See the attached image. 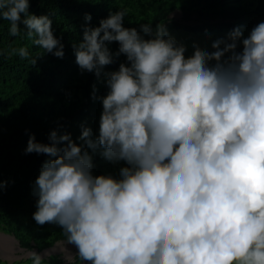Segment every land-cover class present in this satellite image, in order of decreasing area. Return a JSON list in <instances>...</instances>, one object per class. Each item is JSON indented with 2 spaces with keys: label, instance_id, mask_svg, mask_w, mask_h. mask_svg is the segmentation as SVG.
Instances as JSON below:
<instances>
[{
  "label": "clouds",
  "instance_id": "1",
  "mask_svg": "<svg viewBox=\"0 0 264 264\" xmlns=\"http://www.w3.org/2000/svg\"><path fill=\"white\" fill-rule=\"evenodd\" d=\"M29 7L0 0L9 35L22 23L34 45L63 58L52 20ZM126 16L86 23L72 45L81 73L107 88L97 96L92 86L97 132L82 124L81 143L58 129L48 143L29 135L25 153L48 157L32 186L33 219L58 225L82 264H264V14L247 36L236 26L212 51L194 42L191 55L165 23L125 27ZM121 55L126 62L104 71ZM89 149L120 164L118 176L94 174Z\"/></svg>",
  "mask_w": 264,
  "mask_h": 264
},
{
  "label": "trees",
  "instance_id": "2",
  "mask_svg": "<svg viewBox=\"0 0 264 264\" xmlns=\"http://www.w3.org/2000/svg\"><path fill=\"white\" fill-rule=\"evenodd\" d=\"M124 9L125 27L139 29L141 23H151L155 29L156 24L165 23L167 28L175 26L197 34L210 32L215 24L223 26L231 19L249 18L252 11L263 15L264 0H30V13L46 14L52 20L54 34L64 44L63 58L34 45L35 37L27 36L22 23L18 36L9 35L10 21L0 19V179L7 182L0 192V230L13 235L25 249L39 253L58 240H67L58 225H39L33 219L36 197L32 186L48 157L25 153L29 135L48 143L53 129L71 133L74 140L82 124L97 132L102 104L92 98V86L96 85L97 96L106 94L107 88L94 73H81L72 45L82 39L86 23L98 26L110 11ZM174 10H180V17L170 16ZM86 13L92 16L90 22L84 19ZM108 46L113 53L118 49L115 42ZM20 47L29 51L27 59L18 54L9 56L11 49ZM39 55L33 65L32 59ZM121 62H126L123 55L114 57L104 71L118 69ZM91 154L94 174L118 176L120 164L108 162L99 151ZM75 254L65 260L59 252H51L44 255L42 264H79ZM25 258L26 264H32L29 256Z\"/></svg>",
  "mask_w": 264,
  "mask_h": 264
},
{
  "label": "rangeland",
  "instance_id": "3",
  "mask_svg": "<svg viewBox=\"0 0 264 264\" xmlns=\"http://www.w3.org/2000/svg\"><path fill=\"white\" fill-rule=\"evenodd\" d=\"M180 17V10L173 11L170 16ZM256 16H259L257 13H250L249 18H239L238 20L231 19L230 23L220 26L215 24L212 31L193 34L191 32L185 31L182 28H168L170 35L175 37L178 43H183L187 46V51L185 55H191L193 51V43H197L201 48H206L209 51L211 49V43L220 37H224L230 30L236 26H244V35L247 36L249 31L258 23H253ZM218 20V19H217ZM216 20V21H217ZM178 21V20H177ZM194 22V19L189 20ZM264 21V20H263ZM204 24L203 22L199 25ZM223 28V30H221ZM221 30V31H219ZM67 240H58L56 243L46 249H43L41 252L42 255H47L51 252H60V255L65 259H72L73 255L77 252V249L74 245L68 244ZM34 252L31 249H25L19 245L18 240L11 234H7L0 230V261L3 263L0 264H26L27 260L25 257L30 256V253ZM67 257V258H66ZM24 258V259H22ZM82 264V262L80 263Z\"/></svg>",
  "mask_w": 264,
  "mask_h": 264
}]
</instances>
